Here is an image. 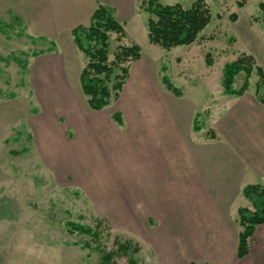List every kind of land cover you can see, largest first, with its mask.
Instances as JSON below:
<instances>
[{
  "label": "rangeland",
  "instance_id": "obj_1",
  "mask_svg": "<svg viewBox=\"0 0 264 264\" xmlns=\"http://www.w3.org/2000/svg\"><path fill=\"white\" fill-rule=\"evenodd\" d=\"M141 1L112 0L106 5L124 28L122 43L139 46L141 58L130 69L117 101L98 112L89 108L79 84L86 60L73 44L71 30L88 18L78 16V0H0V22L17 25L6 34L0 32V264H99L102 252L116 251L115 238L135 247L138 243L137 262L141 258L143 264H156L148 231L195 242L207 231L197 228L192 237L188 228L168 230L154 223L158 228L140 236L123 213V193L108 189L106 172L116 159L105 153L109 138L98 130L94 138L85 132L89 122H100L105 110L116 108L113 114L121 115L119 111L148 107L149 96L161 88L169 92L162 83L167 76L181 92H169L179 100L169 101V107L186 117L190 109L200 112L191 128H200L194 130L197 138H208L207 132H214L206 120L208 111L214 104L221 106L223 96L236 97L223 94V66L242 56L252 59L245 99L255 96L260 81L256 68L264 74V19L259 9L264 0H204L211 12L207 27L192 45L170 50L149 43ZM158 1L189 7L196 0ZM115 36L109 39L110 59L118 45ZM50 43L59 48L66 80L50 78L53 59L34 57L47 53ZM207 54L211 67L205 64ZM244 78V72L238 73L233 88H240ZM113 83L112 78L109 86ZM68 223L92 229L97 238L78 233ZM223 247L231 252L229 240ZM183 253L188 261L189 254ZM129 254L131 250L117 253L113 260L127 264ZM201 259L191 257L189 264L211 263Z\"/></svg>",
  "mask_w": 264,
  "mask_h": 264
},
{
  "label": "crops",
  "instance_id": "obj_2",
  "mask_svg": "<svg viewBox=\"0 0 264 264\" xmlns=\"http://www.w3.org/2000/svg\"><path fill=\"white\" fill-rule=\"evenodd\" d=\"M111 1L78 0V16L88 18L78 26L87 27L97 5ZM34 57L53 59L49 60L54 66L50 78L66 80L59 48ZM136 62L130 64L129 77ZM153 95L146 100V108L119 111L122 125L112 122L117 110L112 108L104 111L100 122H89L91 126L85 132L94 138L98 130L103 138H109L110 149L104 151L116 159L105 179L108 189L123 193L122 209L128 214L130 227L142 237H146L144 230L158 228L154 223L168 230L188 228L192 237L197 228L207 230L198 235L197 242L148 231L156 264H189L191 257L210 264H264V224L257 226L248 240L247 255L241 259L236 255L241 231L237 210L250 207L242 190L264 182V104L255 96L245 99V94L223 96L221 106L214 104L206 117L216 138L202 135L199 139L191 127L193 117L200 112L194 114L190 109L189 116L181 115L178 109L169 107V101L178 102V98L162 88ZM228 240L229 253L223 247ZM195 249L198 252L192 256ZM183 251L189 254L188 261L183 259ZM139 261L144 263L141 258Z\"/></svg>",
  "mask_w": 264,
  "mask_h": 264
},
{
  "label": "trees",
  "instance_id": "obj_3",
  "mask_svg": "<svg viewBox=\"0 0 264 264\" xmlns=\"http://www.w3.org/2000/svg\"><path fill=\"white\" fill-rule=\"evenodd\" d=\"M242 5L243 3L239 4L241 7ZM139 9L147 14L146 26L149 43L165 50L195 43L211 19L210 9L204 0H196L189 7H183L180 4L163 5L158 0H142ZM259 9L264 19V2L259 4ZM13 26L17 27L13 23L0 22V32L6 34L8 30H13ZM21 34H23L22 31ZM111 34L116 35L115 40L118 43L112 59L108 54ZM26 36L35 41L34 37ZM71 36L74 45L86 60L79 74L81 91L91 110H103L111 104V101H117L119 98L129 77L130 64L141 58V49L136 44L124 45L122 43L125 38L124 28L117 20L114 10L102 4H98L92 13L89 25L87 27L76 26L71 30ZM50 45L52 51L56 52L55 44L50 43ZM252 63L251 58L242 56L223 66L221 86L224 95L241 97L245 94L252 73ZM205 64L207 67L212 66V59L208 54L205 56ZM240 72L245 73L244 81L240 88L234 89V78ZM256 73L260 81L255 86L254 95L258 102L264 104V74L260 68H256ZM112 78L114 83L109 86ZM162 83L173 95H181L180 90L171 83L167 76L163 77ZM198 117L199 114H196L197 120ZM112 118L119 125L122 124V118L118 112H115ZM193 129L198 131L200 128L194 126ZM207 133L208 138L216 137L213 131ZM242 196L250 203V207H240L237 210V223L241 231L238 235L236 255L240 259L247 255L248 240L252 237L256 227L264 224V182L245 186ZM68 226L77 229L78 233L97 238L96 232L88 227L76 226L72 223H68ZM115 240L116 251L102 252L99 264H116L113 260L115 254H126L128 250H131V254L128 255L127 264H138L134 257V254L138 253L137 246H133L128 240L119 241L117 238ZM95 249L100 250L99 246Z\"/></svg>",
  "mask_w": 264,
  "mask_h": 264
}]
</instances>
